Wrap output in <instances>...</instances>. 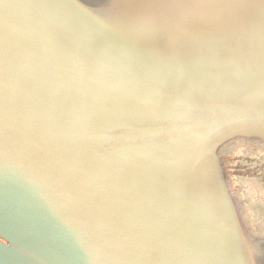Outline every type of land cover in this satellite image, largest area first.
Masks as SVG:
<instances>
[{"label":"water","instance_id":"95a60500","mask_svg":"<svg viewBox=\"0 0 264 264\" xmlns=\"http://www.w3.org/2000/svg\"><path fill=\"white\" fill-rule=\"evenodd\" d=\"M241 146L264 0H0V264H264Z\"/></svg>","mask_w":264,"mask_h":264},{"label":"rangeland","instance_id":"374dc122","mask_svg":"<svg viewBox=\"0 0 264 264\" xmlns=\"http://www.w3.org/2000/svg\"><path fill=\"white\" fill-rule=\"evenodd\" d=\"M226 155L246 222L255 235L264 237V149L241 146Z\"/></svg>","mask_w":264,"mask_h":264}]
</instances>
